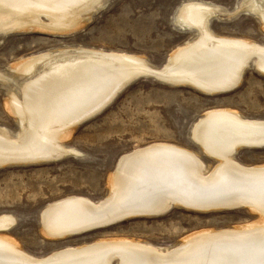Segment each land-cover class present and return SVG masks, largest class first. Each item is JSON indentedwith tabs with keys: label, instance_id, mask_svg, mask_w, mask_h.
Listing matches in <instances>:
<instances>
[{
	"label": "bare ground",
	"instance_id": "bare-ground-1",
	"mask_svg": "<svg viewBox=\"0 0 264 264\" xmlns=\"http://www.w3.org/2000/svg\"><path fill=\"white\" fill-rule=\"evenodd\" d=\"M105 1L0 0V32L73 31ZM237 8L234 14L246 11L264 26V0H241ZM226 13L205 0L181 4L175 24L196 36L174 50L161 68L134 53L68 46L20 59L11 65L14 74L0 71L9 94L6 104L19 123L15 133L0 125V163L48 162L79 154L65 137L139 77L152 75L172 85L217 94L239 86L251 64L264 75V43L213 29L212 19ZM191 136L217 159L215 166L173 143L141 146L119 158L105 197L68 195L47 203L40 219L44 233L67 237L122 216L157 214L172 204L203 210L247 206L260 220L196 232L174 247L132 238L104 239L36 256L12 236L1 234L17 219L0 213V264H114L116 259L119 264H264V164L245 165L234 157L242 147L264 146V118L211 108L194 125Z\"/></svg>",
	"mask_w": 264,
	"mask_h": 264
},
{
	"label": "rangeland",
	"instance_id": "rangeland-1",
	"mask_svg": "<svg viewBox=\"0 0 264 264\" xmlns=\"http://www.w3.org/2000/svg\"><path fill=\"white\" fill-rule=\"evenodd\" d=\"M187 1L190 0H106V5L73 31L0 32V71L14 74L11 67L15 62L19 64L26 57L68 46L134 53L161 68L174 50L196 36V32H185L174 21L181 4ZM205 1L216 3L228 12L212 19L217 33L264 43V26L258 18L246 11L233 13L241 0ZM41 18L47 21L46 16ZM8 95L0 79V125L15 133L19 123L6 104ZM217 107L264 118V75L251 64L239 86L217 94H205L192 86L172 85L152 75L139 77L103 112L65 137V143L80 151L79 154L69 153L48 162L0 165V213L12 214L17 219L1 234L12 236L30 254L46 256L69 246L104 239L132 238L174 247L196 232L260 220L261 216L247 206L203 211L176 205L163 215L133 216L67 237L47 235L42 228L40 215L47 203L68 195H83L93 200L105 197L119 158L149 143L168 142L189 148L207 165L215 166L217 159L205 153L191 134L200 117ZM234 157L245 165L264 164V146L242 147ZM114 264H119L118 259Z\"/></svg>",
	"mask_w": 264,
	"mask_h": 264
},
{
	"label": "water",
	"instance_id": "water-1",
	"mask_svg": "<svg viewBox=\"0 0 264 264\" xmlns=\"http://www.w3.org/2000/svg\"><path fill=\"white\" fill-rule=\"evenodd\" d=\"M127 86L128 85H126L118 94H116L115 96H112L111 98H110V100H108L105 104H103L100 108H98V109H96V110H94L92 113H90L88 116H87V118L85 119V120H83V122L82 123H85V122H87L88 120H90V119H92L93 117H95L96 115H98V114H100L101 112H103L108 106H110L112 103H113V101L119 96V94L125 89V88H127ZM55 158H57V157H55ZM54 158V159H55ZM57 159H59V158H57ZM50 161H53V159L51 160L50 159ZM39 162H46L45 160H33V161H30L29 163H39ZM19 162H17V164H18ZM21 163H23V162H20L19 164H21ZM27 164V163H26ZM0 165H3L2 163H0ZM174 206H176L175 204H172V205H170L169 207H167V208H165V209H163V210H161V211H159V212H157V214H152V215H140V216H134V217H141V216H156V215H160V214H162V213H164L165 214V212H168V211H170ZM233 208H237V207H228V208H221V209H233ZM191 209H197V210H203V209H198V208H196V207H191ZM215 208H209V209H205V210H203V211H210V210H214ZM216 209H220V208H216ZM129 218H132V217H130V216H122L121 218L119 217V218H116V219H112V220H108V221H105L104 223H100V224H94V225H92V226H90L89 228H87V229H84L85 231H82V232H78L77 234H81V233H85V232H89V231H92V230H95V229H98V228H101V227H106V226H111V225H114V224H116V223H119V222H121V221H124V220H127V219H129ZM40 219H41V215H40ZM77 234H75V235H77Z\"/></svg>",
	"mask_w": 264,
	"mask_h": 264
}]
</instances>
